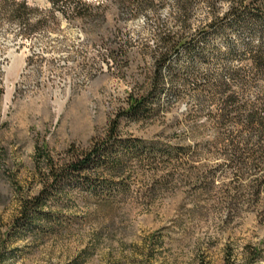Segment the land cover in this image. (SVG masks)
Instances as JSON below:
<instances>
[{
  "label": "rangeland",
  "instance_id": "rangeland-1",
  "mask_svg": "<svg viewBox=\"0 0 264 264\" xmlns=\"http://www.w3.org/2000/svg\"><path fill=\"white\" fill-rule=\"evenodd\" d=\"M56 1L0 0V264H225L227 253L244 264L253 250L259 256L251 264H264V182L255 193L251 179L222 176L228 169L220 153L206 148L215 137L206 118L199 139L178 126L195 101L188 89L177 102L169 70L154 112L120 120L123 140L144 143L142 163L93 177L92 186L82 179L63 187L33 226L17 220L22 202L42 190L48 159L62 165L70 150L104 140L148 91L155 67L153 15H121L113 0L102 8L96 0ZM85 5L99 18L84 17ZM172 5L158 13L176 32L167 22ZM202 12L194 22L198 47L192 56L183 51L179 63L194 60L214 72L248 63L247 44L261 40L255 25L237 31L229 19L197 32ZM120 39L130 41L128 55L115 66L108 55ZM198 167L217 175L211 191L193 176Z\"/></svg>",
  "mask_w": 264,
  "mask_h": 264
},
{
  "label": "trees",
  "instance_id": "trees-1",
  "mask_svg": "<svg viewBox=\"0 0 264 264\" xmlns=\"http://www.w3.org/2000/svg\"><path fill=\"white\" fill-rule=\"evenodd\" d=\"M54 4L59 1L50 0ZM118 5L121 15L136 18L141 14L150 13L159 25L155 34L156 47L152 58L155 61L153 76L149 89L140 97L133 99L128 111L113 121L107 137L96 143L91 149L83 152L70 150L68 159L59 165L53 159H48L45 173L41 174L43 188L40 193L22 202L20 217L17 219L26 227L33 226L42 217L41 208L44 203L58 194L63 187L84 180L85 186L93 185V177L115 176L123 171L132 160L143 162L141 155L144 143L138 140L125 141L119 133L120 120L129 118L138 120L149 117L154 109L152 104L160 100L163 83V71H171V82L177 81V102H182L188 95L194 98V106L183 115V121L178 126H185L196 139L201 134L200 121L212 126L215 135L212 143H206V148L212 156L218 155L228 171L222 176L232 177L238 181L251 179L249 189L257 190L264 182V0H113ZM172 1V12L167 22H172L177 31H171L167 25L160 24L159 10ZM98 8L104 6L103 0H96ZM87 4V3H85ZM228 6V12L220 13L222 6ZM84 17L99 18L91 13V6ZM199 11H204L201 29H219L231 19L230 29L247 30L255 25L253 34L260 37L254 46L247 44L246 55L248 63L235 67H224L218 72L210 69L202 70L200 64L191 60L187 65L179 63L180 54L185 51L192 56L198 47L194 37V22ZM201 32V31H200ZM205 39V37H204ZM117 48L109 51L108 58L114 60L115 66L122 57H127L130 41L119 40ZM177 55V66L173 57ZM162 91V92H161ZM132 101V100H131ZM206 149V150H207ZM200 155L187 157L195 162ZM182 159L177 157V164ZM193 176L204 180L205 189L212 190L217 179L215 173L204 170V167L194 169ZM109 193L108 195H110ZM257 250L249 252L244 264H251L258 259ZM225 264H235L232 253H227Z\"/></svg>",
  "mask_w": 264,
  "mask_h": 264
}]
</instances>
